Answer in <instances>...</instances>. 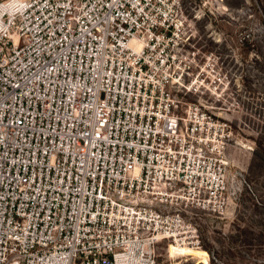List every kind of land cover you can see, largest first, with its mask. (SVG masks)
I'll list each match as a JSON object with an SVG mask.
<instances>
[{
    "label": "built area",
    "instance_id": "2783aa9c",
    "mask_svg": "<svg viewBox=\"0 0 264 264\" xmlns=\"http://www.w3.org/2000/svg\"><path fill=\"white\" fill-rule=\"evenodd\" d=\"M196 2L0 0V264H158L226 210Z\"/></svg>",
    "mask_w": 264,
    "mask_h": 264
},
{
    "label": "rangeland",
    "instance_id": "374dc122",
    "mask_svg": "<svg viewBox=\"0 0 264 264\" xmlns=\"http://www.w3.org/2000/svg\"><path fill=\"white\" fill-rule=\"evenodd\" d=\"M196 5L189 63L203 86V103L225 126L217 141L225 143L227 208L183 207L200 244L187 250L164 240L157 261L264 264V0Z\"/></svg>",
    "mask_w": 264,
    "mask_h": 264
},
{
    "label": "bare ground",
    "instance_id": "6f19581e",
    "mask_svg": "<svg viewBox=\"0 0 264 264\" xmlns=\"http://www.w3.org/2000/svg\"><path fill=\"white\" fill-rule=\"evenodd\" d=\"M179 247V246H178ZM183 249H187V250H196V248H192V247H181Z\"/></svg>",
    "mask_w": 264,
    "mask_h": 264
}]
</instances>
